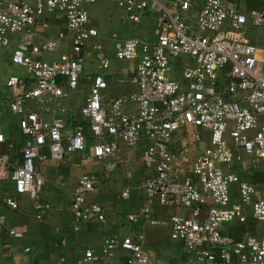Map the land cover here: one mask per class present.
Instances as JSON below:
<instances>
[{
    "label": "built area",
    "instance_id": "2783aa9c",
    "mask_svg": "<svg viewBox=\"0 0 264 264\" xmlns=\"http://www.w3.org/2000/svg\"><path fill=\"white\" fill-rule=\"evenodd\" d=\"M95 1L0 0V51L14 45L11 62L28 76L23 90L18 78L7 81L12 97L6 109L17 118L24 144L19 166L10 154H0V182L11 181L14 193L26 196L40 219L49 206L39 200L44 180L36 161L61 162L87 151L93 160L111 159L104 164L110 173L117 165L119 143L134 149L144 141L140 158L151 175L138 189L159 207L186 214L158 219L145 207L126 219L167 227L170 239L186 250L179 264H264V228L255 235L245 232L239 240L225 233L235 222L264 226V196L242 177L264 160V60L244 37L248 22L256 27L264 24V9L246 16L232 0H204L192 25L186 15L190 0H117V8L132 25L154 15L159 28L151 43L114 39L116 60L132 64L128 83L136 91L104 106L105 80L83 74L87 44L98 36L86 10ZM53 14L63 17L66 32L36 43L35 30L48 29L47 18ZM67 32L72 36L70 51L52 62L43 60V55L59 50ZM93 50L98 70L108 69L101 47L95 44ZM81 77L89 84L80 109L81 122L88 127L85 131L79 124L68 131L61 116L63 102L70 90L80 86ZM31 102L43 114L53 106L60 115L46 121L29 107ZM1 117L0 105V144H5ZM204 141L203 150L191 157L193 146ZM235 161L239 165L233 168ZM96 190L93 176L78 177L70 205L76 224L105 222L103 208L86 203V195ZM129 195L124 189L119 197L126 200ZM3 203L17 209L12 197L5 196ZM1 228L13 239L22 238L0 215ZM117 251L125 255V264H157L142 237L103 240L102 256L112 258ZM23 252L28 254L29 248ZM97 261L91 250H85L76 264Z\"/></svg>",
    "mask_w": 264,
    "mask_h": 264
},
{
    "label": "crops",
    "instance_id": "0c3cea01",
    "mask_svg": "<svg viewBox=\"0 0 264 264\" xmlns=\"http://www.w3.org/2000/svg\"><path fill=\"white\" fill-rule=\"evenodd\" d=\"M232 1L237 4L238 10L246 16H248L250 12H261L264 9V0ZM113 2L116 4L117 0H113ZM103 3H107L108 6L112 3V0H96L93 5H102ZM203 3L204 0H190V9L186 15L192 25L194 24L196 13L202 7ZM107 10L109 11V9H106L102 16L92 12H88V14L89 19L92 20L94 24L99 23L116 29L119 28V25L123 26L118 34H112L113 40L136 39L148 43L146 40H141L136 36H127L128 32L124 26L129 24L132 28L137 29L139 25H148L153 17L154 25H156L155 32L157 38L159 26L154 15L147 16L141 24L134 26L125 19L121 10L118 12V16H108ZM47 23L48 29L37 28L35 30L37 36L35 42L38 44L42 43L43 40L56 38L59 32H66L64 29V19L60 14L49 16L47 18ZM261 26L256 27L249 22L245 26L244 37L250 44L254 45L252 42L257 43L259 39L263 37L264 34ZM254 28H257L253 31L255 35L249 36L251 34V29ZM129 31L133 30L130 29ZM68 34V32L65 33V38ZM97 38L93 39V41H96ZM62 41L59 50L54 55H43L42 59L47 62H52L56 60L59 55L68 53L71 49L72 38L71 43L65 47L62 45ZM94 45L95 44L91 46L92 50ZM254 46L257 47L259 56L264 60V45ZM11 50L12 48L10 47L0 52V54L8 53L7 58L5 55H0V64H4L2 62L3 60L12 63ZM60 50L63 51L60 52ZM87 53L88 49L86 55ZM122 63L125 66L118 71V77L114 82L108 83V81L105 80V77L110 78V76H115V73L109 71L110 62L108 69L101 70L104 73L103 76H99L103 77L107 85L106 90L103 92L104 106L113 98L121 97L136 91L135 87L128 83L132 64L128 62ZM12 65L14 64L12 63ZM21 68L24 69L23 67ZM25 73L20 74L24 76ZM12 77L18 78L20 90L25 89L28 83V76L22 78L10 74L0 79V105L2 117L5 114L4 108H6V103L12 97V90L7 86V81ZM176 77L178 78V76ZM110 88H113L114 94L109 92ZM80 92V86H78L76 90H70L68 97L63 102L65 111L61 116L67 123L68 131L74 130L79 124L87 131L88 125L81 122L80 118V109L84 105L87 94L84 95V92ZM28 105L32 110L39 112L46 121H51L52 118L60 115L53 106H50V113L43 114L39 106L32 102ZM8 120L9 119L2 121L6 143L0 144V154H10L16 167L21 164V149L24 144V138L18 130L17 121L15 127L8 126V129L5 131L6 127L4 122ZM8 145H12L11 150H8ZM204 145L205 141L192 148L190 151L191 157L200 153ZM145 146L146 142L142 141L136 148L128 149L122 143H119L117 165L110 173L105 172L104 164L111 161V159L105 161L93 160L89 157L87 151L67 156L61 162H56L51 159L36 161L37 171L40 172L44 180V187L39 200L41 203L49 206V209L42 212L40 219L36 218L35 211L30 207V200L26 196H20L14 193L11 181L0 182V215L4 217L5 224L8 228L22 234L21 239H13L7 235L5 229H0V264H28V262H31V264H76L85 250H91L93 254L98 257L96 264H125V255L120 251H117L116 255L112 258H107L101 254L103 240L112 237L118 239L130 237L134 241L142 237L144 246L156 255L157 264H179V262L185 258L186 250L181 242L170 239V231L167 227L149 226L141 222L134 224L126 219L127 215L145 207H148L151 210L152 216L158 219H167L171 215L186 214L185 210L159 207L156 201H148L143 192L138 189L139 185L151 175V172L144 168L140 158ZM238 165L239 164L235 161L232 167L236 168ZM116 171H118V173L113 176V179H110L108 176ZM83 174L95 178L97 190L87 194L85 199L86 203L98 204L103 208L106 217L104 223L90 221L76 224L74 222L73 215L70 211V205L72 203L73 192L78 177ZM242 177L244 180L254 185L264 196V160L258 163L252 173L247 174V171H244ZM124 189L129 190L130 193L129 198L126 200L119 197L120 192ZM5 196L12 197L16 200L17 209L12 210L3 203V198ZM233 224L239 225L236 222L227 225L225 228L226 234H228V231H230L229 227ZM75 226L78 227L77 231L74 230ZM263 228L264 227H261V223L250 221L247 227L244 228L243 234L245 232L251 235L259 234L262 232ZM24 248H29L28 254L23 252Z\"/></svg>",
    "mask_w": 264,
    "mask_h": 264
},
{
    "label": "rangeland",
    "instance_id": "374dc122",
    "mask_svg": "<svg viewBox=\"0 0 264 264\" xmlns=\"http://www.w3.org/2000/svg\"><path fill=\"white\" fill-rule=\"evenodd\" d=\"M92 5L87 6L86 10L88 12L96 13L99 16H102V14L105 12L106 9H109V11L107 10V15L108 16H111V15H117L118 16V12L120 11V10H118V8H117L115 2H113V0H112V3L109 4L108 6H107V3H103L102 4L103 6L102 5H93L92 6ZM89 23H90V25L92 27H94L97 30L99 36L96 39V41L90 40L88 42V44H87L88 45V47H87L88 53H87V55L85 57V61H84L83 74H85V75H97L98 74V75H102L103 76L104 72L101 71V70H98V68H97L98 62H97L96 57H95V52L91 48V46L93 44H99L101 46V48H102V53L105 55V57L110 62V70L109 71L115 73V76H110V78L105 77V80L108 81V83L114 82L117 79V77H118V71L123 69V66H125V65L122 62L116 60V58H115V49H114L115 42L112 39V34L113 33L118 34L120 32V30L123 28V26L119 25V28L116 29L114 27L104 26V25L99 24V23L98 24H94L92 22V20H90V19H89ZM155 26L156 25H154V17H153L150 20L149 24L146 25V26H145V24L144 25L142 24V25H139V27L137 29H134V28H132L131 25L126 24L124 27H125V29H127V32H128L127 36H129V37L136 36V37H138L141 40H146L148 43H151L150 41L153 42V40L154 41L156 40ZM128 29L129 30L131 29L133 31H129ZM256 29L257 28L251 29V34L249 33L250 34L249 36L255 35L253 31L256 30ZM261 29H263V34H264V24L261 26ZM260 36H262V35H260ZM71 38H72V36L70 34H68L66 36V38L62 41V45H64V47L66 45H69L71 43ZM263 42H264V35H263L262 38L259 39V41L257 43L256 42H252V43L254 45L260 46V45H264ZM10 47L13 50V46L11 45ZM12 50H11V54H12ZM62 51L63 50H60V52H62ZM0 55H5L6 58L8 57V53H6V54L5 53H1ZM2 62L4 64H0V79L5 77L6 75H10V74L16 75V76L22 77V78H26L27 77V75L25 73V70L22 69L21 67L12 65V63H10V61L3 60ZM176 68L178 69L179 67L176 66ZM20 73H25V75L22 76L23 74H20ZM82 78L83 77H81V80L79 82L80 90H81L82 93L84 92V95H86V94H88V85L89 84H88V82H86ZM178 78H180V75H178ZM109 92L111 94H114L113 88H110ZM4 109H5V114L1 118V120L5 121L6 119H9L8 121L4 122V125L6 127L5 131H6V129H8V126H14L15 127L17 120H16L15 117H13L12 115H10L7 112L6 108H4ZM194 147L195 146H193V148ZM117 173H118V171L113 172L108 177H110V179H113V176H115ZM43 187H42V190H43ZM261 227H264V226L261 224ZM148 248H150V247H148ZM116 253H115V255H116Z\"/></svg>",
    "mask_w": 264,
    "mask_h": 264
},
{
    "label": "trees",
    "instance_id": "16d2710c",
    "mask_svg": "<svg viewBox=\"0 0 264 264\" xmlns=\"http://www.w3.org/2000/svg\"><path fill=\"white\" fill-rule=\"evenodd\" d=\"M244 228V226L233 224L229 227L230 231H228V235L235 240H239L244 232Z\"/></svg>",
    "mask_w": 264,
    "mask_h": 264
}]
</instances>
